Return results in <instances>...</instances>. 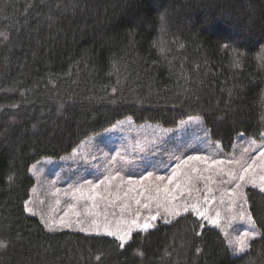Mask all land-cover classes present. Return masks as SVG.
I'll return each mask as SVG.
<instances>
[{
	"label": "trees",
	"instance_id": "16d2710c",
	"mask_svg": "<svg viewBox=\"0 0 264 264\" xmlns=\"http://www.w3.org/2000/svg\"><path fill=\"white\" fill-rule=\"evenodd\" d=\"M126 117L169 128L200 117L224 151L240 134L259 140L264 0H0V264H264L255 187L259 236L237 255L191 211L124 243L48 231L26 211L33 163Z\"/></svg>",
	"mask_w": 264,
	"mask_h": 264
},
{
	"label": "rangeland",
	"instance_id": "374dc122",
	"mask_svg": "<svg viewBox=\"0 0 264 264\" xmlns=\"http://www.w3.org/2000/svg\"><path fill=\"white\" fill-rule=\"evenodd\" d=\"M99 134L121 141L98 142ZM83 141L59 159L42 158L30 166L35 183L25 209L48 231L110 234L124 243L146 223L151 227L191 211L222 232L233 255L259 236L245 189L264 191V133L259 140L240 134L231 150L224 151L200 117L172 128L126 117ZM107 184L120 190L112 191L113 210L101 215L98 206L105 192L86 198L81 194ZM245 232L255 236L245 238ZM240 239L247 245L243 250Z\"/></svg>",
	"mask_w": 264,
	"mask_h": 264
},
{
	"label": "crops",
	"instance_id": "0c3cea01",
	"mask_svg": "<svg viewBox=\"0 0 264 264\" xmlns=\"http://www.w3.org/2000/svg\"><path fill=\"white\" fill-rule=\"evenodd\" d=\"M91 136H94V135H91ZM91 136H89L88 138H90ZM96 136L100 137V140L98 142L102 141L103 138H107L110 142H120L121 141L117 136H115L117 138L111 137V136L103 137L101 134L96 135ZM131 141H133V140H131ZM122 142H124V141H122ZM97 148L98 149L96 152L100 153L102 146H99ZM91 160H93V159H91ZM109 186H110L109 184H107V187H104V188L97 186L95 193L88 187L87 189H85L82 192L81 197L86 198V197H93L95 195L98 196V195H101L100 193L102 191H104L105 195H101L102 197H100V198H102L101 200H103V203L98 206V213L101 215L105 214V212H109V210H113L112 209V202H111V199H112L111 195H113L112 191H119L120 190V187L118 185H115L114 188H110ZM119 219H123V218H119ZM105 235H110V234H105ZM111 236H113V235H111Z\"/></svg>",
	"mask_w": 264,
	"mask_h": 264
},
{
	"label": "snow or ice",
	"instance_id": "6c2138e0",
	"mask_svg": "<svg viewBox=\"0 0 264 264\" xmlns=\"http://www.w3.org/2000/svg\"><path fill=\"white\" fill-rule=\"evenodd\" d=\"M250 167V166H249ZM245 171H247V169H245ZM241 180L244 179L243 176L240 177ZM261 180H264V177H261ZM237 187H239V185H237ZM149 227V225L146 223L143 225V228L144 229H147ZM127 235V233L125 234ZM254 237L255 236V233H252V234H249L248 232H245L244 233V237L245 238H249V237ZM121 239H123V237H121ZM237 243H239L241 249L243 250L247 245H246V242H245V239H240L239 241H237ZM0 246H3L2 243H0ZM121 247H123V244H121Z\"/></svg>",
	"mask_w": 264,
	"mask_h": 264
}]
</instances>
